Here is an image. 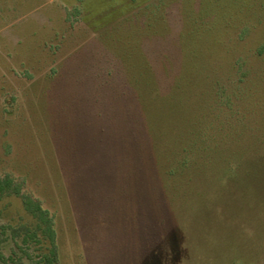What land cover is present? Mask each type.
Listing matches in <instances>:
<instances>
[{"label": "rangeland", "instance_id": "obj_1", "mask_svg": "<svg viewBox=\"0 0 264 264\" xmlns=\"http://www.w3.org/2000/svg\"><path fill=\"white\" fill-rule=\"evenodd\" d=\"M131 1L0 0V175L55 218L58 264H204L202 219L178 230L180 245L168 220L156 243L154 175L127 168L126 109H163L175 134L209 121L211 88L221 86L239 116L218 115V156L230 151L264 193V0ZM144 43L170 50L172 79L179 69L182 92L168 107L155 97L127 107L113 80L100 85V68L130 46L119 73L138 78ZM0 210L9 226L0 264H37L11 237L34 227L22 200L5 198ZM213 227L218 236V217ZM203 249L218 264V241Z\"/></svg>", "mask_w": 264, "mask_h": 264}, {"label": "trees", "instance_id": "obj_2", "mask_svg": "<svg viewBox=\"0 0 264 264\" xmlns=\"http://www.w3.org/2000/svg\"><path fill=\"white\" fill-rule=\"evenodd\" d=\"M131 3L128 9L138 4L135 0ZM144 22L146 26L152 27L150 17ZM135 48L130 46L124 53L119 49L117 53L127 58L134 53ZM169 52L168 48L157 46L154 49L144 43L138 78L130 75L121 77L119 57L113 53L102 70L100 68L103 75L100 85H113V80L118 86L113 92L126 100L127 107L135 102L144 103L145 98L149 97L159 98L163 104H167L166 100L169 101L171 94L175 100L176 95L182 92V82L176 78L179 69L174 68L176 76L173 79L170 75L172 64ZM211 89L214 99L206 106L210 111L209 121L193 124L191 129L184 128L175 134L165 127L168 117L166 112H162L163 109L156 111L143 107L138 112L126 109L125 123L130 124V147L126 155L133 161L127 168L138 167L141 173L154 175L152 183L156 221L152 231L156 243L166 236L165 223L174 220L177 223L174 233L180 245L184 241V234L178 233V230L186 221L197 218L207 223L203 233L204 242L195 244L198 249L195 257L198 260L203 259L204 264H211V254L199 250H204L206 244L218 241V264H264V193L251 187L253 178L248 176L246 170L240 169L239 161L229 156L230 151L227 155L218 156V115L227 112L228 116L234 117L235 114L239 116V111L232 107V97L224 96L221 86L218 89L217 85H213ZM166 104L164 106L168 107ZM138 123L140 130L137 133L138 127L133 126ZM22 183L10 175H0V201L11 196L19 197L34 218V227L21 237L13 231L12 240L29 260L37 259V264H58L55 218L42 206L40 199L23 192ZM216 216L218 236L214 233V227L210 229ZM8 227L6 223L0 222V262L3 263L7 262L2 247L7 241ZM232 232L236 238L231 237ZM244 234L245 238L242 237ZM184 247L182 249L187 253Z\"/></svg>", "mask_w": 264, "mask_h": 264}]
</instances>
